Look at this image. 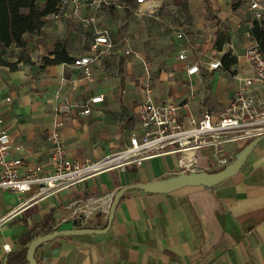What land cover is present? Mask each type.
I'll use <instances>...</instances> for the list:
<instances>
[{
    "label": "crops",
    "instance_id": "1",
    "mask_svg": "<svg viewBox=\"0 0 264 264\" xmlns=\"http://www.w3.org/2000/svg\"><path fill=\"white\" fill-rule=\"evenodd\" d=\"M232 1L130 0L122 1V7L100 9L99 22L109 26L115 51L94 67L90 78L70 63L44 64L55 42L75 58L88 51L91 36L71 19L44 17L37 34L28 39L24 35L29 60H18L19 48L8 47L13 54L4 59L13 68L0 64L2 125L11 142L24 147L11 156L20 155L30 165H48V134L55 124L67 154L79 161L122 149L131 132H142L136 106L144 98L146 78L154 101L178 105L179 119L200 117L204 111L218 115L232 99L238 77L251 73L243 52L254 41L249 32L254 19L244 0L234 8ZM145 10L152 12L140 13ZM128 48L130 53H125ZM182 49L185 57L180 59ZM223 55L235 62L228 68L208 67L210 60H222ZM191 64L199 69L188 75ZM57 93L74 104L66 114L54 111ZM96 95L102 100L90 103V112L81 114L80 105ZM263 142L240 171L213 187L124 193L106 233L55 237L36 249V264H264ZM243 145L227 143L224 149L232 160ZM211 151L197 153V170H214ZM178 170L177 155L167 154L139 166L101 171L36 202L30 200L34 185L22 194L0 189V213L14 211L0 227V264H27L23 249L38 235L106 226L105 213L81 217L65 208L68 202L110 195L122 186L158 180ZM4 243L10 251L3 249Z\"/></svg>",
    "mask_w": 264,
    "mask_h": 264
},
{
    "label": "built area",
    "instance_id": "2",
    "mask_svg": "<svg viewBox=\"0 0 264 264\" xmlns=\"http://www.w3.org/2000/svg\"><path fill=\"white\" fill-rule=\"evenodd\" d=\"M144 3L145 0H135ZM251 10L254 20L264 21V5L260 0H244ZM124 6L119 0H58L56 10L44 16L50 20L71 19L77 22L82 30L90 32L88 51L75 58L70 63L81 71L83 77L90 78L95 66L102 59L115 51V44L110 36V28L99 22L98 12L102 8ZM150 13L152 10L141 11ZM44 19V18H43ZM36 33L26 34L29 37ZM178 37L183 33L178 32ZM190 46H197L190 43ZM125 53H130L126 49ZM178 57H185L184 49ZM243 57L249 64L251 73L238 77L237 88L232 99L223 110L214 115L204 111L200 117H178V105L173 102H155L152 97L150 79L144 81V98L136 106L137 120L142 132H131L128 144L122 149L103 155L97 160L79 161L67 154L61 139L58 126L55 124L49 134V164H27L20 155H12L13 151L21 153L23 145L13 144L3 120L0 117V189H11L18 194L29 191L36 186L31 202L66 189L92 175L104 170L139 166L146 159L167 154L177 155L179 170L176 173L197 170V153L205 148H211L209 154L215 168H222L231 161L224 146L227 143L245 144L252 138L264 134V52L257 42L252 41L244 50ZM211 69L222 68V61L215 58L209 61ZM197 64L186 67V73L191 75L198 71ZM193 96V93H190ZM54 111L66 114L73 103L56 94ZM9 100V98H6ZM102 100V95L90 97L80 105L79 112L88 114L90 103ZM174 173V174H176ZM112 195L86 196L77 198L65 205L73 214L81 213L89 217L96 211L108 214ZM14 211L1 214L0 227L13 215ZM5 251H10L8 243L2 245Z\"/></svg>",
    "mask_w": 264,
    "mask_h": 264
},
{
    "label": "trees",
    "instance_id": "3",
    "mask_svg": "<svg viewBox=\"0 0 264 264\" xmlns=\"http://www.w3.org/2000/svg\"><path fill=\"white\" fill-rule=\"evenodd\" d=\"M57 1L44 0L43 3H39L37 0H0V64L13 68V65L7 63L2 57L3 53L8 47H17L20 51L26 50L27 44L24 35L36 33L40 30L44 23V16L56 10ZM119 1L128 3L130 0ZM238 1L242 2V0L232 1L233 8ZM249 32L252 39L257 42L259 48L264 52V21L254 20ZM217 47L221 48V42H218ZM49 55L51 57L44 58V64L71 63L73 61L65 46L59 42H55ZM19 59L24 60L21 57ZM221 61L223 68H228L229 65L235 62V58L223 55ZM27 240L25 239V242ZM26 249L27 247L23 249L25 258Z\"/></svg>",
    "mask_w": 264,
    "mask_h": 264
},
{
    "label": "water",
    "instance_id": "4",
    "mask_svg": "<svg viewBox=\"0 0 264 264\" xmlns=\"http://www.w3.org/2000/svg\"><path fill=\"white\" fill-rule=\"evenodd\" d=\"M264 140V134L252 138L245 143L234 155V158L224 167L217 171L193 170L188 172L176 173L158 180L150 181L142 184H130L120 187L116 190L109 205L107 214V223L104 228H71V229H55L51 232L38 235L32 238L26 249L27 264H36L35 251L43 243L58 237L78 234H103L106 233L111 225L114 210L122 195L131 190H138L145 193H170L174 190L185 186H205L213 187L228 177L240 171L249 154L253 149ZM82 217V214L80 215Z\"/></svg>",
    "mask_w": 264,
    "mask_h": 264
},
{
    "label": "rangeland",
    "instance_id": "5",
    "mask_svg": "<svg viewBox=\"0 0 264 264\" xmlns=\"http://www.w3.org/2000/svg\"><path fill=\"white\" fill-rule=\"evenodd\" d=\"M27 39L29 38V36H27L26 37ZM28 53H29V51L28 50H22L21 52H20V56H21V58L22 59H24V60H29V55H28ZM13 54V51L11 50V51H5L4 53H3V55H2V57L3 58H5V57H7V56H10V55H12ZM264 141V140H263ZM261 143V142H260ZM264 143V142H263ZM241 144V143H240ZM118 151V150H117ZM114 152H116V151H114ZM112 153V152H111ZM216 169H219V168H215L214 167V170H216Z\"/></svg>",
    "mask_w": 264,
    "mask_h": 264
}]
</instances>
